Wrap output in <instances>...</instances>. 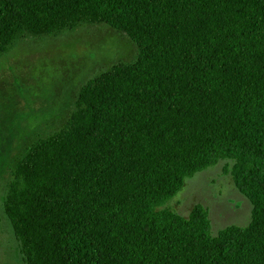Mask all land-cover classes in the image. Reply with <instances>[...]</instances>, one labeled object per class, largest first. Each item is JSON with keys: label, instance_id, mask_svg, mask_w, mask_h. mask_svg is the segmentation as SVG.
I'll return each instance as SVG.
<instances>
[{"label": "trees", "instance_id": "trees-1", "mask_svg": "<svg viewBox=\"0 0 264 264\" xmlns=\"http://www.w3.org/2000/svg\"><path fill=\"white\" fill-rule=\"evenodd\" d=\"M97 24L137 56L17 161L3 209L24 264H264V0H0V52ZM223 161L247 227L213 236L204 207L163 208Z\"/></svg>", "mask_w": 264, "mask_h": 264}, {"label": "rangeland", "instance_id": "rangeland-1", "mask_svg": "<svg viewBox=\"0 0 264 264\" xmlns=\"http://www.w3.org/2000/svg\"><path fill=\"white\" fill-rule=\"evenodd\" d=\"M0 52V264H24L4 213L7 185L22 152L61 129L81 87L112 65L131 63L136 46L105 24L82 25L61 33L10 34ZM223 161L185 179L163 208L188 217L207 209L211 233L245 228L252 205L224 172Z\"/></svg>", "mask_w": 264, "mask_h": 264}]
</instances>
